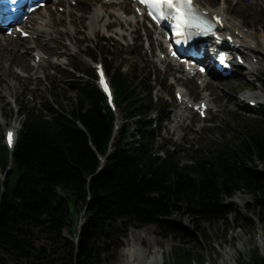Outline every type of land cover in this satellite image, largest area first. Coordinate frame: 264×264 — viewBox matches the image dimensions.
Wrapping results in <instances>:
<instances>
[{"label":"trees","instance_id":"trees-1","mask_svg":"<svg viewBox=\"0 0 264 264\" xmlns=\"http://www.w3.org/2000/svg\"><path fill=\"white\" fill-rule=\"evenodd\" d=\"M115 64L106 67L118 115L92 69L87 80L69 74L76 91L73 105L23 106L14 150L0 140L6 178L4 183L0 176V264L50 263L49 250L37 245L40 234L78 264H107L115 257L101 245L117 222L175 232L179 228L169 221L174 215L191 210L208 222L219 221L230 213L226 201L239 193L264 206L259 170L264 105L246 107L255 117L233 142L211 144L209 155L197 154L193 164H182L171 153L162 158L156 148L167 108L155 103L151 77L129 75ZM79 204L88 210V220L77 244L64 231L73 225ZM174 260L190 264L192 255L176 248ZM241 264H264V254L256 248Z\"/></svg>","mask_w":264,"mask_h":264},{"label":"rangeland","instance_id":"rangeland-1","mask_svg":"<svg viewBox=\"0 0 264 264\" xmlns=\"http://www.w3.org/2000/svg\"><path fill=\"white\" fill-rule=\"evenodd\" d=\"M103 1L75 0L66 5L47 6V12L55 13L56 25L53 31L59 36L58 41L46 45L37 39L36 42L32 39L23 40L15 54L20 63L13 61L14 65L10 67L6 75L9 80L0 73V140L4 137L7 127L20 132L24 121L21 115L23 106L30 109L42 102L61 104L65 107L73 105L76 91L74 83L69 80V74L78 77L81 72L95 69L97 63L104 61L107 52L113 56H109L107 61L105 59L106 63L116 60V67H124L125 73L131 75L138 72L140 76L147 75L155 81V85H160L154 92L155 101L157 104H167L171 112V115L162 123L161 135L156 143L162 158L171 153L182 164H193L197 154L209 155L207 148L211 144L233 142L240 132L247 128V121L253 119L254 115L246 114L245 107L253 106L248 101L243 102L242 96L247 94L248 90H254L252 95L257 97V102L262 103L254 108L264 105V65L255 73L260 74L259 79L248 75L247 68L243 67L235 76L212 80V84L206 90H202L197 81H183L178 84L189 90L196 103L208 96L213 101L211 107L215 105L216 108L210 111L208 120H202L190 111L189 119L176 129L175 126L178 124L174 115L182 109L174 99L177 86L173 85V80L168 77V67L158 63V58L152 57L150 51L144 49L145 34L150 32L148 25L140 19L137 25H131V35L121 38L117 34L121 26L113 15L114 9H120L126 13L125 15L137 16L128 3L123 2L116 6L106 5L105 14L110 17L101 20L99 31L93 36L87 24V16L93 7ZM228 1L231 10L229 18L237 22L236 24L250 36H257V41L262 44L264 0H259L255 5L252 4L254 3L252 0H250L252 3L241 0ZM85 2L86 4H83ZM222 4H225L224 0H213L209 6L217 8ZM66 7H69L70 11L66 10ZM62 8L65 9L64 12H61ZM70 19L71 25L68 24ZM106 23L112 24V30L106 31L104 27ZM52 25H54L53 21ZM254 25L256 30L252 28ZM70 28L73 30L71 31ZM72 37L77 44L71 43ZM103 40L107 41L106 45L102 42ZM30 48V53L26 54L25 50ZM11 50V47L7 49V51ZM38 51L43 52L45 61L50 65H41L32 61ZM1 60L3 63L0 67L6 71L9 65L8 60L5 61V57ZM1 76L7 79V83H3L6 79ZM87 78V76L84 77L85 80ZM214 84H219L221 89L215 90ZM5 86L12 87L7 96L4 94ZM44 113L46 114L45 111ZM259 170L264 172L263 164L259 165ZM0 176L5 183L6 178L1 170ZM238 197L245 202L239 207L233 203V200ZM226 205L230 213L219 221L208 222L194 215L191 210H184L174 215L169 221L179 228L175 232H163L153 225L125 227L121 222H117L112 225L110 236L101 245L106 255L115 257L107 264H118L122 260L121 253L126 248L125 243L132 239L134 236L132 234H139L143 229H146L148 237L156 242L152 249H157L160 253L161 260H159L162 264H176L174 260L176 248H184L192 255L190 264H241L250 261L256 248L264 254V206L258 205L253 197L241 193L227 200ZM77 209L78 211L73 214L74 223L64 231V237L79 244V238L88 220V210L81 204ZM36 242L38 246H45L49 250L51 261L47 264H78L61 246H52L45 236L40 234ZM146 246L145 244L142 247L146 248ZM228 253H231L229 257H227Z\"/></svg>","mask_w":264,"mask_h":264},{"label":"bare ground","instance_id":"bare-ground-1","mask_svg":"<svg viewBox=\"0 0 264 264\" xmlns=\"http://www.w3.org/2000/svg\"><path fill=\"white\" fill-rule=\"evenodd\" d=\"M82 0H80L81 2ZM213 0H196V2L202 6L205 10H208L210 13L214 14L216 13L219 16H222L224 19V27L222 31L224 32V35H231L236 39V43L240 44V47L237 49L239 53L245 54L246 57L249 58L250 62L246 66L248 70V75L250 76H255L258 79L261 77L260 74L256 75L258 71L262 68V65H264V31H261L260 33L262 34V44H260L257 41V36H250L248 33L244 32L239 25H237L233 20L229 18L230 15V9H229V1L225 0V4L220 5L217 8H211L209 4H211ZM206 4H205V3ZM247 3H252L248 0ZM83 4H86L83 3ZM252 4H257L256 2ZM116 6L115 4H113ZM90 6V5H89ZM47 6H45V10L39 9L36 11L32 17H31V22L30 25H26L25 27L28 29L27 32L31 34L30 39L34 40L36 42L37 40H41L44 42L46 45H51L54 42L58 41L59 36L54 33L53 29L56 25L54 15L55 13L52 12H47ZM66 9H70L69 7H66ZM92 11L89 13L87 24L91 29L92 35L95 36L98 31H99V26L101 23L102 19L108 18V14H105L106 11V3L105 2H100L97 4ZM126 13L121 11L120 9H114L113 15L116 16L117 21L119 25L121 26L120 30L117 32L118 35H131L130 27H132V24L137 25L138 21L140 18L138 17H133L131 15H127V17H123ZM58 17H61L58 15ZM231 17V16H230ZM52 21L54 25H52ZM69 25L72 24V20L68 22ZM111 23H106L104 25L105 28L111 27ZM126 29H123V28ZM254 30H256V25L252 26ZM72 29V28H71ZM258 29L260 30V26H258ZM53 36V37H52ZM56 38V40H55ZM74 37L70 38L71 43L73 42L74 44H77ZM23 39L17 38L15 39L14 37H9L4 34L0 33V64L3 63L1 60L3 57H5V61L8 60L9 64L6 68V71H3L0 67V73H2L3 76L6 77L8 75V72L10 71V67L13 66V61L15 63H20L19 58L16 57V50L22 44ZM34 42V43H35ZM26 43V42H25ZM11 47V51H7V49ZM30 49H26V54L30 53ZM236 50V49H235ZM7 52H11L12 54H8ZM37 58H40L39 64L41 65H50L49 62H46L44 59V54L43 52H36V54L33 56L32 61L36 63ZM257 59V62H253V59ZM25 60V59H24ZM16 65V64H15ZM29 67V66H28ZM22 69V67L20 66ZM30 68V67H29ZM23 70V69H22ZM28 71V70H27ZM215 76L217 79H223L221 75L215 74L214 70H211L210 73L207 72V74L203 77V81L206 83L205 87H208L211 85V78ZM1 76V78L3 77ZM3 77V78H5ZM9 80V77H6ZM5 78V79H6ZM7 79L3 82L5 83ZM9 82V81H8ZM7 83V82H6ZM263 86V84H261ZM201 88H203V85H200ZM215 90H220L221 87L219 84H214ZM12 89L11 86H5L4 87V94L7 96L9 94V91ZM204 90V89H203ZM2 92V89H1ZM188 92V91H187ZM190 96V94H188ZM2 97V96H1ZM191 97V96H190ZM208 97V96H207ZM203 102L206 101V98L202 100ZM233 101V100H232ZM235 101V100H234ZM249 101H255V96L250 98ZM213 101L208 99V104H211ZM223 108L222 106H219ZM216 108L215 105L210 107L211 110ZM186 111H180L175 114V121L177 122L178 125L175 126V128H179L185 120L188 118V116L185 114ZM234 205L236 206H241L244 205L245 202L241 198H237L233 200ZM146 229L140 230L141 233L139 234H132L134 235L130 241H127L125 243L126 248L122 251L121 257L122 260L118 264H162L160 257V253L157 251V249H152L155 245L156 242L154 240L150 239L147 235L148 232H146ZM138 232V231H137ZM137 243H140V245H137ZM147 245L146 248H143V245ZM157 247V246H156ZM152 249V250H151ZM231 253L227 254V257H229ZM160 259V260H159Z\"/></svg>","mask_w":264,"mask_h":264},{"label":"snow or ice","instance_id":"snow-or-ice-1","mask_svg":"<svg viewBox=\"0 0 264 264\" xmlns=\"http://www.w3.org/2000/svg\"><path fill=\"white\" fill-rule=\"evenodd\" d=\"M141 3L148 5L157 13H163V9L167 8L177 13L174 17L178 23L177 28L190 26L191 18L196 17L198 9L194 6L193 0H140ZM150 15L152 12L149 13ZM155 18V17H154ZM9 145L12 144V133L9 132Z\"/></svg>","mask_w":264,"mask_h":264}]
</instances>
